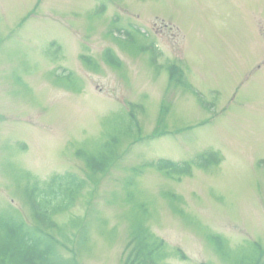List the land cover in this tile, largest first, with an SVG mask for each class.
<instances>
[{"label":"rangeland","instance_id":"1","mask_svg":"<svg viewBox=\"0 0 264 264\" xmlns=\"http://www.w3.org/2000/svg\"><path fill=\"white\" fill-rule=\"evenodd\" d=\"M112 138L91 175L78 152ZM211 153L189 176L153 166ZM64 173L87 185L53 217L63 259L127 264L138 223L167 264L246 263L251 244L264 264V0H0V211L30 224L26 175Z\"/></svg>","mask_w":264,"mask_h":264},{"label":"trees","instance_id":"2","mask_svg":"<svg viewBox=\"0 0 264 264\" xmlns=\"http://www.w3.org/2000/svg\"><path fill=\"white\" fill-rule=\"evenodd\" d=\"M87 62L86 58H81ZM108 65L115 66L119 62L110 50L105 52ZM174 69H172V72ZM74 83L72 76L65 78ZM115 139L109 141L110 154L78 152L84 159L91 175L103 173L111 162ZM220 159L214 153L200 155L191 162L175 163L168 160H158L153 166L160 172L170 176H189L192 167L206 169L217 165ZM87 182L73 173L54 174L45 181L25 177L24 198L31 209V223L28 224L14 209L0 211V264H77L72 258L63 259L58 255V241L51 232L61 235L64 230L54 221L53 217L70 210L81 192L85 190ZM68 226L78 228L77 223L71 220ZM80 227V226H79ZM131 243H133L127 264H167L168 247L159 239L154 238L145 227L140 224L132 226ZM209 242L222 256L231 257L226 241L218 235H210ZM254 257L246 263L259 264L260 252L256 244H251ZM174 256H182L174 250Z\"/></svg>","mask_w":264,"mask_h":264}]
</instances>
